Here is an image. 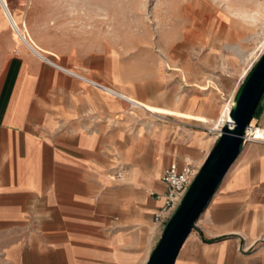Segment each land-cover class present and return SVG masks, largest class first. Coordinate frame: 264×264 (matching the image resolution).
Wrapping results in <instances>:
<instances>
[{"label": "crops", "instance_id": "obj_1", "mask_svg": "<svg viewBox=\"0 0 264 264\" xmlns=\"http://www.w3.org/2000/svg\"><path fill=\"white\" fill-rule=\"evenodd\" d=\"M11 8L0 12V264H139L152 226L166 223L153 221L162 173L172 162L199 168L210 137L155 120L149 134H132L125 99L68 71L96 74L86 56L34 39L31 10ZM260 106L251 123L264 126V95ZM246 143L197 229L209 247L205 264H264V147Z\"/></svg>", "mask_w": 264, "mask_h": 264}, {"label": "rangeland", "instance_id": "obj_2", "mask_svg": "<svg viewBox=\"0 0 264 264\" xmlns=\"http://www.w3.org/2000/svg\"><path fill=\"white\" fill-rule=\"evenodd\" d=\"M6 3L10 10L14 4L31 10L27 13L26 28L34 33V39L61 53L77 51L86 56V62L97 72L85 76L166 107L170 116L150 114L127 102L131 108H124L123 118L132 122V134L137 130L149 134V120L188 131L193 127L210 137L207 152L215 143L221 121L228 116L229 104L242 79L264 52V0ZM251 144L264 147L258 141L247 142L244 147ZM144 154L139 158L147 162ZM205 211L187 237L176 264H205L209 247L197 231L203 226ZM162 230L161 226H152L139 264L146 262Z\"/></svg>", "mask_w": 264, "mask_h": 264}, {"label": "water", "instance_id": "obj_3", "mask_svg": "<svg viewBox=\"0 0 264 264\" xmlns=\"http://www.w3.org/2000/svg\"><path fill=\"white\" fill-rule=\"evenodd\" d=\"M264 95V52L242 79L231 106L232 125L225 124L188 187L166 221L145 264H174L185 239L196 227L225 174L243 146V136Z\"/></svg>", "mask_w": 264, "mask_h": 264}, {"label": "built area", "instance_id": "obj_4", "mask_svg": "<svg viewBox=\"0 0 264 264\" xmlns=\"http://www.w3.org/2000/svg\"><path fill=\"white\" fill-rule=\"evenodd\" d=\"M68 71L80 80L88 83L103 93L123 99L121 94L111 86L104 84L101 81L87 78L86 76L81 75L71 69ZM130 105L133 106L131 103ZM258 130L261 131L260 138H256V133ZM217 136L218 135H216V137ZM255 139H258V142L264 144V126L255 125L250 122V125L245 130L243 142H254ZM198 169L199 168L196 167L192 162L185 161L181 166H179L176 162H172L164 170L161 175V181L165 184L166 190L162 194H156L157 198L162 199V204L154 213L153 221L155 224H163L171 217L191 182L195 178ZM125 173L126 171L124 168L118 167L116 168L114 175L116 178H121L125 175Z\"/></svg>", "mask_w": 264, "mask_h": 264}, {"label": "bare ground", "instance_id": "obj_5", "mask_svg": "<svg viewBox=\"0 0 264 264\" xmlns=\"http://www.w3.org/2000/svg\"><path fill=\"white\" fill-rule=\"evenodd\" d=\"M5 5L7 6V3H6V0H0V6L4 9L5 8ZM9 11V10H8ZM12 25L13 28L15 29V31L18 33L17 35L19 36L20 39H25V35H23L22 31H21V27L18 25V24H15L14 22H12ZM24 29V28H23ZM246 72H244L245 74ZM243 74V75H244ZM114 89V88H113ZM117 91V90H116ZM120 93V92H119ZM121 94V93H120ZM121 96L123 97V99H125L127 102H130L133 106H140V107H143L141 109L143 110H149L151 112H155V113H160V114H165L167 115V110L164 109V108H154L152 105L150 104H146V103H143V102H140V101H137L135 99H130L128 98L127 96L121 94ZM233 102L229 104V108H228V111L229 109H231V106H232ZM230 112V111H229ZM229 112H228V116L226 118V120L224 121H221V124H220V127L217 129V130H221V128L225 125V124H229L230 126L232 125V121L230 119V116H229ZM189 116V115H188ZM187 117V116H186ZM191 118V117H190ZM261 136V131L260 132H257L256 133V138H260ZM255 141H258V139H255Z\"/></svg>", "mask_w": 264, "mask_h": 264}, {"label": "trees", "instance_id": "obj_6", "mask_svg": "<svg viewBox=\"0 0 264 264\" xmlns=\"http://www.w3.org/2000/svg\"><path fill=\"white\" fill-rule=\"evenodd\" d=\"M261 106L259 104L258 108L256 109L254 115H253V118L256 117V115L258 114L259 110H260ZM206 241H212V239H205Z\"/></svg>", "mask_w": 264, "mask_h": 264}]
</instances>
